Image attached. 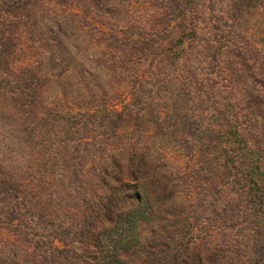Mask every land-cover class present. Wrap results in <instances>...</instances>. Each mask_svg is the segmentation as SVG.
I'll return each mask as SVG.
<instances>
[{
	"label": "rangeland",
	"instance_id": "374dc122",
	"mask_svg": "<svg viewBox=\"0 0 264 264\" xmlns=\"http://www.w3.org/2000/svg\"><path fill=\"white\" fill-rule=\"evenodd\" d=\"M136 192L129 264H264V0H0V264L98 254Z\"/></svg>",
	"mask_w": 264,
	"mask_h": 264
},
{
	"label": "trees",
	"instance_id": "16d2710c",
	"mask_svg": "<svg viewBox=\"0 0 264 264\" xmlns=\"http://www.w3.org/2000/svg\"><path fill=\"white\" fill-rule=\"evenodd\" d=\"M248 167V166H247ZM251 171L253 167L251 166ZM255 183V179H253ZM137 193V192H136ZM138 203L134 207H129L119 212L115 220H111L109 227L103 228L92 240L99 248L98 254L90 255L80 252L78 256H72L64 262L57 255L53 258L54 264H129L121 255L127 254L131 249L138 248L144 234L150 227L148 223L154 219V214L150 210L147 201L141 194H136ZM88 242L89 245L92 244ZM104 244H108L109 250H104ZM87 246V245H86ZM85 251V248H83Z\"/></svg>",
	"mask_w": 264,
	"mask_h": 264
}]
</instances>
